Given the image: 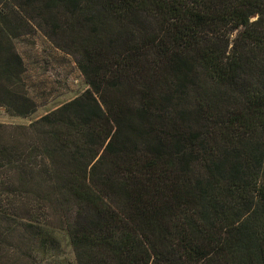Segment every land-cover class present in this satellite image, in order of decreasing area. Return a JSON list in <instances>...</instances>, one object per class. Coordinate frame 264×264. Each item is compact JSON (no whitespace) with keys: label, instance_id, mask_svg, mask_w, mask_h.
<instances>
[{"label":"trees","instance_id":"1","mask_svg":"<svg viewBox=\"0 0 264 264\" xmlns=\"http://www.w3.org/2000/svg\"><path fill=\"white\" fill-rule=\"evenodd\" d=\"M27 15L86 87L0 139V264H264V0H12L8 85Z\"/></svg>","mask_w":264,"mask_h":264},{"label":"rangeland","instance_id":"2","mask_svg":"<svg viewBox=\"0 0 264 264\" xmlns=\"http://www.w3.org/2000/svg\"><path fill=\"white\" fill-rule=\"evenodd\" d=\"M11 1L0 0V6L7 7ZM24 19V23L21 21L23 31L11 37V48L20 58V64L11 79L12 84H7L10 79L6 82L0 80V97L8 95L11 98L9 103L0 100L2 140L8 138L7 133L11 127L28 124L86 87L75 57L56 47L45 36L36 24L40 18H35L37 21H34L27 15ZM19 97L28 98L32 104L25 111L21 110L23 115L16 114L19 108L13 101V98ZM53 222L57 224L55 218ZM57 237L56 246L49 248L37 264H75L65 234L60 232Z\"/></svg>","mask_w":264,"mask_h":264}]
</instances>
